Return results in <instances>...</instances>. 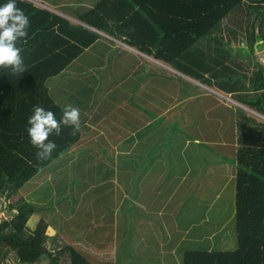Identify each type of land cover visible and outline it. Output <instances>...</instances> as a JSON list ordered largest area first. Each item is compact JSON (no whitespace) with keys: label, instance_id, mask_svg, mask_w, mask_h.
I'll use <instances>...</instances> for the list:
<instances>
[{"label":"trees","instance_id":"16d2710c","mask_svg":"<svg viewBox=\"0 0 264 264\" xmlns=\"http://www.w3.org/2000/svg\"><path fill=\"white\" fill-rule=\"evenodd\" d=\"M6 2L0 0V5ZM16 5L28 15L30 27L27 43L18 45L23 48L27 71L14 75L9 68L0 67V264H126L119 259L125 250L114 257L106 246L107 236L98 240L93 228L96 224L101 234H108L104 223L117 218L116 201L121 196L113 197L110 190L117 191L114 178L124 174L116 175L114 164L119 154H130L133 146L95 152L81 140L90 126L86 121L109 120L115 109L110 104L117 96L111 94L122 92L118 82L97 81L98 73L113 78L112 67L119 59L125 69L135 65L130 53L121 50L115 56L112 45L120 42V46L135 48L264 115V68L256 63L254 52L257 41L264 42V0H85L80 10H72L77 12L73 17L29 0H16ZM102 41V50L106 48L112 57L106 53L91 62L87 51L93 47L98 51L96 44ZM244 46L251 52L246 53ZM252 60L257 70L252 71ZM104 65L107 68L100 69ZM127 76L129 72L117 76L125 88H129ZM174 95V107L183 109L178 105L181 91L176 89ZM68 104L80 110V131L71 135V129L63 128L60 136H49L57 148L49 159L38 161L27 132L33 106L51 110L59 120ZM205 105L201 108L195 102L192 109H186V117L200 111L198 118L173 114L170 132L181 134L184 144L190 139L189 149L198 139L191 140V133L203 140L218 133L206 124L195 132L189 128L202 125L211 116V105ZM159 109L153 112L154 122L144 124L141 119L129 125L136 136L143 133L145 145L151 144L161 154L158 142L165 140L167 130L159 127L163 116ZM125 131L129 136L130 131ZM253 133L260 134L259 140L254 135L243 136L236 155V249L187 250L183 264H264V124ZM76 148L78 151H72ZM75 154L76 160L67 165ZM90 169L93 182L86 174ZM33 184L35 192L18 195ZM60 206H69L68 217ZM120 213H132V218L136 211ZM76 216L82 237L78 243L51 234L54 225L49 220L70 234L67 228L73 227Z\"/></svg>","mask_w":264,"mask_h":264},{"label":"rangeland","instance_id":"374dc122","mask_svg":"<svg viewBox=\"0 0 264 264\" xmlns=\"http://www.w3.org/2000/svg\"><path fill=\"white\" fill-rule=\"evenodd\" d=\"M83 1L85 0H39V3L55 9V12L66 13L73 17L77 12L72 10H80ZM66 18L70 19L69 16ZM102 44H104L103 41L96 44L98 53L88 54L92 61L99 56L103 49ZM112 46L117 51L124 50L123 46L126 47L125 45L120 46V42ZM258 50H261V47ZM132 52L135 51L132 50ZM131 57L136 62L133 68L127 67L131 70L125 69L126 67H123L121 62L122 59H119L112 67L115 75L113 78L106 79L99 75V80H106L107 84L113 85L114 82H118L122 92L118 95L119 90H115L111 94V96H117L113 97L114 104H110L115 109L108 116L109 120L102 123H91L85 133L87 136L81 139L86 148L95 152L98 149L110 150L113 147L116 149L117 146L124 149L133 146L130 154L121 155V153L116 159L115 174L119 176L124 174V177H118L114 182L117 184L118 194L122 196L117 200L119 202L117 207L121 204L125 209L132 206H137L138 209L131 220L126 221L131 224L122 223L119 235L117 237L107 236L106 241H117L119 249L125 250L119 259L126 264H183V254L187 250L236 249L238 165L237 150L234 144H225L222 149H219L218 142H206L199 139L197 133H191V140L198 138L199 141L197 139L193 148L189 149L190 139L187 141L188 144H184L181 134L170 132L174 129L173 114L181 118H198L200 115L199 111L185 116L187 111L184 106L187 97L199 96L204 100H213L217 96L202 89L200 84L178 77L175 75L177 72L173 71L174 68L164 63H155L152 57L144 58L139 53H132ZM255 61L259 63L260 60L257 57ZM126 72H129L127 76L129 77V88L127 86L125 88L123 82L117 80V76L126 75ZM177 86L182 88L181 102H178V105H183V109L174 107L176 96L173 95V88L177 89ZM205 88H207L206 85ZM103 93L105 91L100 90V94ZM160 98H162V108L159 109L161 103L158 99ZM233 103L242 106L237 101ZM156 108L157 113L158 109L163 112L159 127L167 130L164 134L165 140L158 142L162 144L161 154L151 144L145 145L146 140L143 141V133L140 134V148L138 136L131 132L132 128L129 125L130 122L136 124L141 119L143 123L147 120L154 122L153 112ZM246 110L251 109L246 107ZM134 113L138 114L133 116ZM252 113L257 121H264L263 114ZM204 125L205 122L202 125L189 126V128L195 132ZM93 127L102 128L106 133L97 135ZM119 128L129 130L130 135L127 136V140L113 142V137L117 136ZM204 128L206 130L207 127ZM123 136L121 134V137ZM219 137V133L211 135V139H219ZM125 162L129 164L125 165ZM86 174L90 176V182L95 180L91 169ZM36 189V185L33 184L20 191L18 195L26 196L35 192ZM60 208L64 215L69 213V206H60ZM159 212L162 213L159 214ZM79 220V216L74 217L72 227V236H76L78 240L81 237L80 232L77 231ZM36 221L32 220V223ZM49 222L51 225H57L51 220ZM147 243L155 244V252L152 245L150 246L152 253L143 257L141 253ZM135 244H138V249ZM133 250H138L136 256L133 255ZM111 261L113 263V259Z\"/></svg>","mask_w":264,"mask_h":264},{"label":"crops","instance_id":"0c3cea01","mask_svg":"<svg viewBox=\"0 0 264 264\" xmlns=\"http://www.w3.org/2000/svg\"><path fill=\"white\" fill-rule=\"evenodd\" d=\"M51 9H53V8H51ZM57 13H59V12H57ZM255 46H256L255 49H256V54H257L256 55V59H257V56L260 59L261 50H258V48L259 47H261V49L263 48V39H259L257 41V43H256ZM234 47L235 48H239L238 45H236ZM94 48L95 47L90 48L87 51V53L89 55L98 53V51L93 50ZM123 48H124V50H122V51H125L127 53H130V54H132V53L138 54L139 53V55L140 56H143L144 58L145 57L146 58L148 57L147 55L139 52L137 49L132 48L130 46H126V47H123ZM243 48H244V51L246 53L251 52L248 46H244ZM132 50L135 51L136 53L135 52H132ZM112 52H113V54L115 56L121 55L120 54L121 51H117L116 49H113ZM106 53L107 54L109 53L110 57H112L111 54H110V51H108L105 48L104 51L101 50L99 56L96 57V58H99L103 54H105L104 55V57H105V56H107ZM258 62L264 68V62H262V61H258ZM155 63L162 64L163 62H159V61L155 60ZM256 63H255V61L253 62V60L249 62L250 66L252 68V71L253 70H257ZM83 64L85 65L84 62H83ZM134 64L136 65V62ZM103 68H107V66L104 65V66H101L100 67V69H103ZM109 72H111V70ZM99 75H101V74L98 73V75H97L98 76L97 77L98 80H99ZM184 77L187 80H189V81H192V82H194L196 84H200L201 85V83L199 81H196L195 79H192V78H190L188 76H184ZM99 82H102V80H99ZM203 86L205 88V85H202V88H203ZM177 89H179L181 91L182 88H180V86H177ZM205 89L208 90L209 92L213 93L217 97H214L215 99H213V100H210V99L209 100H204V98H201L199 96H190V97H187V99H186V105L184 106V109H192V104L195 103V102H198L199 103V106L201 108H203V107L205 108V106H206L205 103H208V104L211 105V107L209 109V113L211 114V116L208 115L206 117L205 124L209 128L217 129L220 137H219V139L204 138V140L206 142H208V141H210V142H218L220 144V145H217L219 149H222V147L225 144H234L235 150H238V148L241 146L240 139L243 136H247L248 135L247 137L252 138V135H254V136H256L255 139L257 141L259 140L260 134H255V133L250 134V133L255 128H258L260 125H263L264 124V121H257V119L255 118V115L250 110H246L245 108H242L241 106H238V105L234 104L232 100L237 101L238 103L243 104V105H246L245 103H242V102H240L238 100H235V99H233V97H234L233 95L226 94V93H224L222 91H219L217 89H214V88H205ZM174 90H176V88H173V95L175 93ZM177 93H179V92H177ZM247 94H250L249 91H245V95H247ZM156 97H158V96H156ZM219 98H222V99H219ZM228 98H231V100H229ZM158 101L161 102L162 101V98L158 99ZM215 104H223V105H215ZM246 106L248 108H250L251 110H253L249 105H246ZM253 111H256V110H253ZM144 120H145V118H144ZM102 122H103V120H101L98 123H102ZM91 123L95 124V122H91V121H88V124H87V121H86V125H90ZM140 126H141V123H140ZM89 128H90V126H89ZM92 129H93L94 133H96L97 135H104L106 133V131L103 130L102 128L96 129L95 127H93ZM112 131L114 132L115 130H112ZM121 134H123L124 136L121 137ZM120 140L121 141L122 140H127V134H126V131H125L124 128L117 129V136L115 138V141H120ZM138 140H139L138 143L140 145L141 144L140 137H138ZM117 148L119 150L122 149V148H119L118 146H117ZM72 151H78V149L76 148V149H73ZM77 155L78 154H75L74 155L75 157L71 158L68 161L67 165H70L73 161H75L76 160L75 158H76ZM124 164L125 165L126 164H129V162H126ZM116 178H118V176L115 177L114 180ZM112 179H113V177H112ZM110 192L114 193L113 197H115L118 194V192L116 190L115 191L114 190H110ZM74 195H77V192L76 191H74ZM133 208H134L133 210H132V208L125 209V208H122L121 204H120V207L119 208L117 207V210L115 211V214H114V215H117V218H115L112 222L110 221L108 223H104L105 226H106V228L108 229V234H101L98 231L99 226H96V224H95L93 229H94V232H97V234H98L96 238L99 240V239H102L104 236H108V235L109 236L113 235L114 237H117L119 235L120 230L122 229L121 228L122 223H125L126 225L127 224H131L130 222L129 223L126 222L127 219H130L131 220V218H129V215L126 216V215L121 214L120 212H123L125 214H129V210H132V211L135 210L136 211L138 209L137 206H134ZM161 213L162 212H159V214H161ZM123 216L124 217L126 216V218H124ZM102 217H105V216L102 214ZM53 222H56V221L53 220ZM67 229H69V230L72 231V228L71 227H69ZM77 231H79V229ZM51 234L53 236H58V234H60V239L61 240L63 239V241H64V239L68 238V241L71 244H76V242L78 243L80 241V239H82V237H80V239L78 240L76 236H72V232H70V234L63 232L62 229H59L58 225H54L53 226V229L51 230ZM105 243H106L107 248L110 249L109 250V253L111 252L113 255H115V257L118 256V254L120 252L119 246L117 245L118 242L117 241H108V242L105 241ZM152 245L154 246V252H155V244L147 243V245L145 246L143 252L141 253V256H145L148 253H152V249L150 248V246H152ZM135 246L138 249V244H135ZM137 252H138V250L137 251L136 250H133V255L136 256L137 255Z\"/></svg>","mask_w":264,"mask_h":264},{"label":"clouds","instance_id":"9594fccd","mask_svg":"<svg viewBox=\"0 0 264 264\" xmlns=\"http://www.w3.org/2000/svg\"><path fill=\"white\" fill-rule=\"evenodd\" d=\"M29 27V17L23 9L17 7L16 0H7L5 4L0 5V67L9 68L14 75H21L27 71L21 55L23 48L18 45L27 43ZM241 105L246 109V105ZM27 124L30 143L37 149L36 159L42 162L49 159L57 148L55 141L49 140V136H60L63 128L71 129V135H76L80 131V110L71 104L65 105L58 120L51 110H46L42 106H33Z\"/></svg>","mask_w":264,"mask_h":264},{"label":"water","instance_id":"95a60500","mask_svg":"<svg viewBox=\"0 0 264 264\" xmlns=\"http://www.w3.org/2000/svg\"><path fill=\"white\" fill-rule=\"evenodd\" d=\"M29 1H31V2H33V3H36V4H39V5H42L41 3H39L38 1H35V0H29ZM44 6V5H43ZM86 27H88V28H91L90 26H87V25H85ZM92 30H95V29H93V28H91ZM95 31H97V32H99L98 30H95ZM175 72H178L179 74H181V75H183L184 76V74H182L180 71H178V70H176V69H173Z\"/></svg>","mask_w":264,"mask_h":264},{"label":"built area","instance_id":"2783aa9c","mask_svg":"<svg viewBox=\"0 0 264 264\" xmlns=\"http://www.w3.org/2000/svg\"><path fill=\"white\" fill-rule=\"evenodd\" d=\"M260 61L264 62V42H263V48L261 49V54H260Z\"/></svg>","mask_w":264,"mask_h":264}]
</instances>
